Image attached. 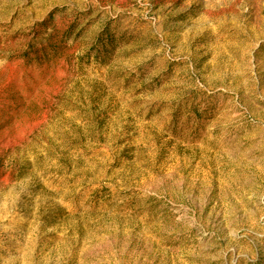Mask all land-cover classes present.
Masks as SVG:
<instances>
[{
	"label": "rangeland",
	"instance_id": "obj_1",
	"mask_svg": "<svg viewBox=\"0 0 264 264\" xmlns=\"http://www.w3.org/2000/svg\"><path fill=\"white\" fill-rule=\"evenodd\" d=\"M0 264H264V0H0Z\"/></svg>",
	"mask_w": 264,
	"mask_h": 264
}]
</instances>
